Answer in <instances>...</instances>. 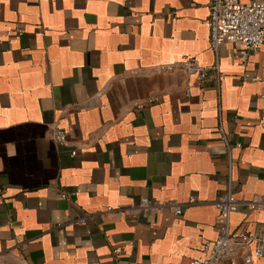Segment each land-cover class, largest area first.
<instances>
[{
	"label": "crops",
	"instance_id": "0c3cea01",
	"mask_svg": "<svg viewBox=\"0 0 264 264\" xmlns=\"http://www.w3.org/2000/svg\"><path fill=\"white\" fill-rule=\"evenodd\" d=\"M209 3L0 0V264L204 257L229 170L221 125L236 197L264 194V42L245 61L241 43L216 54ZM187 58L218 61L221 75L156 70ZM144 196L195 202L181 215L123 211ZM261 224L244 204L232 215L238 231Z\"/></svg>",
	"mask_w": 264,
	"mask_h": 264
},
{
	"label": "built area",
	"instance_id": "2783aa9c",
	"mask_svg": "<svg viewBox=\"0 0 264 264\" xmlns=\"http://www.w3.org/2000/svg\"><path fill=\"white\" fill-rule=\"evenodd\" d=\"M209 9L210 46L216 54L226 42L241 43L243 44L242 59L245 61L251 53L257 51L263 44L264 1L210 0ZM156 70L159 72L182 70L187 75L196 76L200 80L207 79L210 71L218 76L221 75L218 61L211 65H203L195 58L160 64L156 66ZM220 132L221 139L228 148L229 170L225 189L217 200L219 209L218 236L214 241L205 244L204 257L184 260L179 264H224L238 253L244 255V261L247 264H252L255 258L264 257V225L261 224L253 232L238 231L232 225V215L240 210L242 204L249 210L264 211V194L255 195L244 203L236 197L231 155L233 144L222 125ZM54 139L63 144L66 142L67 133L63 129H57L54 132ZM236 145L241 146L240 143H236ZM194 202V197H191L185 205H181L175 201H159L144 196L138 202H133L122 209L129 215L140 214L145 217L156 216L164 211L181 215L189 210ZM108 210H113V207H109ZM80 220L83 221V218ZM22 264H31V262L24 259Z\"/></svg>",
	"mask_w": 264,
	"mask_h": 264
}]
</instances>
